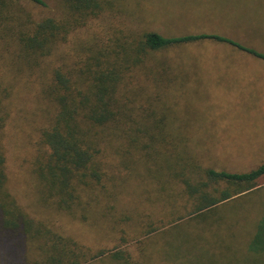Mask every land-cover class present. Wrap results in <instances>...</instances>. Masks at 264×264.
<instances>
[{
  "label": "rangeland",
  "instance_id": "rangeland-1",
  "mask_svg": "<svg viewBox=\"0 0 264 264\" xmlns=\"http://www.w3.org/2000/svg\"><path fill=\"white\" fill-rule=\"evenodd\" d=\"M43 1L44 7L6 0L11 18L3 24L16 29L25 20L39 23L63 15L61 0ZM105 1L98 18L71 33L32 68L25 63L29 59L19 57L13 33L0 26V83L11 94L3 134L8 190L31 218L84 244L93 254L113 249L122 237H141L149 224L164 219L163 209L149 208L159 200L149 197L172 180L159 199L180 194L183 186L174 176H160L173 161L164 149L156 152L155 145L148 154L138 152L143 160L129 169L119 166L120 156L114 153L126 146L114 142L104 144L102 164L115 180H108L101 197L87 200L86 221L45 205L32 169L43 150L40 131L55 114L49 93L52 71L84 62L88 49L95 53L115 43L129 44L144 33L216 35L264 55V0ZM148 54L141 63L131 64L118 88L119 99L131 100L133 129L144 117V127L163 130L181 146L176 152L185 147V154L202 168L217 172L248 173L264 163V61L210 40ZM263 219L264 187L225 204L205 222H184L144 239L142 263L264 264V230L259 234ZM258 234L261 242L255 240ZM131 243L128 252L139 259L138 245ZM11 246L0 244V264L32 261L28 241L16 252ZM103 259L91 264H110Z\"/></svg>",
  "mask_w": 264,
  "mask_h": 264
},
{
  "label": "trees",
  "instance_id": "trees-1",
  "mask_svg": "<svg viewBox=\"0 0 264 264\" xmlns=\"http://www.w3.org/2000/svg\"><path fill=\"white\" fill-rule=\"evenodd\" d=\"M5 1L0 0V26L7 34L13 33L12 40L19 50V57L24 56L26 61L29 59L25 63L30 68L39 59L50 56L59 44L66 43L71 33L98 18L108 2L61 0L64 11L59 18H46L39 23L25 20L14 29L3 24L11 18L6 13ZM8 1L45 6L43 0ZM204 40L229 44L264 61L262 53L216 35L164 37L157 33H144L129 44L115 43L114 47H105L95 53L88 49L89 55L84 62L76 63L73 67L63 65L52 71L49 93L55 114L40 131V145L43 150L37 156L32 169L45 205L76 220L80 216L81 221H86L90 206L87 200L93 201L101 197L103 191L107 192L106 183L110 182L108 180H115V176L106 173L102 164L104 144L114 142H123V146H126L114 153L120 156L119 166L129 169L131 165L136 166L143 160L138 152L148 154L154 150L155 145L156 152L164 149L173 161H168L172 166L166 168V173L160 176H174L183 186L180 194L159 199L160 193L170 190L173 180L167 183L166 188L160 185V190L152 195L154 197H149V200L156 198L159 202L149 208L163 209L164 219L157 221V224H149L141 237L133 240L122 237L113 249L96 254L84 244L71 237L62 236L46 224L31 218L9 192L3 134L10 116L8 101L11 94L0 83V244L12 245L11 250L16 252L28 241L32 248V261L29 264H91L98 260L104 261L102 258L110 259V264H143L141 256L144 250L140 245L144 239L150 240L172 226L205 222L225 204L262 190L264 163L248 173L217 172L202 168L192 155L185 154V147L176 152L181 146L163 130L144 127V117L139 119L138 129H133L131 125L135 121L128 109L131 100L127 97L124 100L118 98V88L128 76L132 63H141L142 58L149 52L157 53ZM138 156L140 157L137 158ZM160 222L165 223L161 225ZM263 230L264 219L259 234ZM259 234L256 242H261ZM131 242L138 245L139 259H135L128 252V246L133 244ZM23 264L28 263L24 260Z\"/></svg>",
  "mask_w": 264,
  "mask_h": 264
}]
</instances>
